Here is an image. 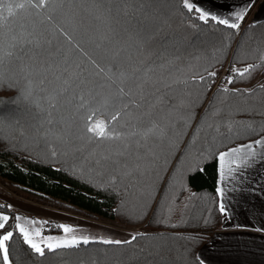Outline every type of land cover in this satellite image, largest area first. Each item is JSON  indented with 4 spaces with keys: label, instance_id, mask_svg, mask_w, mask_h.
<instances>
[{
    "label": "trees",
    "instance_id": "1",
    "mask_svg": "<svg viewBox=\"0 0 264 264\" xmlns=\"http://www.w3.org/2000/svg\"><path fill=\"white\" fill-rule=\"evenodd\" d=\"M37 2L0 0V182L33 202L140 227L136 233L147 235L123 246L89 240L46 249L41 257L10 220L13 227L0 235L14 231L6 242L11 264H195L192 253L198 255L224 219L218 153L264 135V20L239 30L204 24L181 0H47L39 9L32 6ZM20 3L24 8L15 7ZM144 26L169 37L156 59L164 66L152 77L162 100L160 130L139 144L89 141L84 128L66 139L65 119L84 116L89 106L109 122L114 109L103 105L107 87L115 86L109 78L127 68L129 54L136 60V33ZM258 63L243 77L233 71ZM211 71L217 75L207 77ZM28 86L36 104L23 96ZM224 87L249 92L233 95ZM81 97L89 102L84 108ZM53 134L60 142L50 141ZM7 205L0 201V212L18 214Z\"/></svg>",
    "mask_w": 264,
    "mask_h": 264
},
{
    "label": "snow or ice",
    "instance_id": "2",
    "mask_svg": "<svg viewBox=\"0 0 264 264\" xmlns=\"http://www.w3.org/2000/svg\"><path fill=\"white\" fill-rule=\"evenodd\" d=\"M32 0H29L31 3ZM141 3H150V0H141ZM182 7L187 10L189 14L195 13L196 19L204 24L209 22H214L218 25L226 26L232 30H239L241 23L244 22L248 12L255 5V0H241L240 3H233L226 6L228 10V16L223 17L222 13L212 12L211 10L204 9L202 5L197 2H190V0H181ZM24 4H17L15 7L18 9L24 8ZM35 8H44L47 6V0H38L37 3L32 4ZM224 7V6H222ZM9 16L12 15V6H8ZM234 18V21H233ZM50 19V18H49ZM0 23H2V18H0ZM255 21L253 22V26ZM16 40V37L12 38ZM70 39V38H69ZM169 37L164 35H158L157 30H149L147 26L137 30L136 40H137V58L132 60L129 54L128 66L123 71L118 74L114 73L110 77L111 84L115 85V90L111 92L110 96L104 98L103 105H108L111 102V106L114 109V114L110 115L109 122H105L102 119H98L97 116L100 114V109L97 107L89 106L87 112L83 116L84 132L88 135L89 141L96 140L97 142H103L108 140H130L135 144H139L141 141H146L149 137L153 136L157 131L160 130V120L162 117L158 112L159 105L162 104V100L159 99V89L155 87L152 82V77L155 74L156 67H163V64H156V59H159L163 55L165 50L164 46L168 41ZM123 49H119L114 53L115 57H119ZM11 55V53H9ZM261 61H264V54L260 57ZM95 63V61H93ZM259 63L256 65L249 64L242 71L233 68L236 75L241 77L250 73L254 68L259 67ZM103 71V69H101ZM217 73L211 71L207 73V77H215ZM206 76L201 75L199 80L201 82L207 79ZM234 82V76L229 75L227 77V83L232 84ZM159 83V81H157ZM167 88H171V84L164 85ZM101 87H104L102 85ZM208 87H211L209 84ZM261 90H264V84L259 85ZM223 93H231L233 95L240 93H248L249 90H241L238 88L229 89L224 87L221 89ZM99 95V93H97ZM82 103L81 108L88 105V101H85L83 97L80 98ZM95 99V98H94ZM120 120H125V124L122 126L124 130H120L117 127V122ZM131 144H126L125 147H131ZM254 146H264V136L260 139L250 141L247 144H242L239 147L229 148L227 151H221L218 153L216 160L219 162V177L221 181L225 179L224 164L225 158L231 157L235 153H239L244 149L249 150L250 157L254 158L256 156ZM55 155V152L52 153ZM122 155V154H121ZM260 163H264V153H261ZM236 164L233 160L230 162L228 168L229 173H237L242 165H249V159H245L241 164H236L233 168L231 165ZM138 167V166H137ZM127 165H125V169ZM196 171H204V169L196 167ZM124 175H132L131 172L125 171ZM242 179V177H241ZM112 183L117 181V176H112ZM216 192L219 197L218 209L222 214L227 213V208L224 202V189L218 187ZM123 203V201H122ZM7 208H11V205H7ZM10 220H15L17 223L14 224V229L18 232L23 239V242L29 247L30 251L40 255L45 256V250L48 252H55L59 248L75 247L79 243L88 244L90 241L87 237H82L77 239L76 236H72L70 240L66 239L59 242L53 241V237H42L41 232L37 228H33L32 233L29 232L19 221L21 217L19 215H13L10 217L3 212H0V230H5L6 226L12 228L13 226L9 224ZM25 223L31 224L33 226L37 224H46V221L30 220L25 218ZM57 227L61 228L65 234L72 233L75 229L70 225L60 224ZM257 231H264V229H257ZM146 233H135L131 234L126 240H112L105 239L102 240L104 244H111L117 246L131 245L138 238L146 237ZM14 236L13 230H6L4 234L0 235V264H11L9 256V245L6 243L10 241ZM39 237L40 242H36L33 238ZM143 249H131L130 252H140L143 254ZM193 260L195 264H205L203 257L198 256L196 253H192ZM131 264H137L136 261H132Z\"/></svg>",
    "mask_w": 264,
    "mask_h": 264
},
{
    "label": "crops",
    "instance_id": "3",
    "mask_svg": "<svg viewBox=\"0 0 264 264\" xmlns=\"http://www.w3.org/2000/svg\"><path fill=\"white\" fill-rule=\"evenodd\" d=\"M191 1L199 4L205 0ZM258 7L254 12L255 21L264 20V0L260 1ZM248 22L246 17L241 25ZM261 80L264 81V77ZM254 147V158H249L247 149L225 158V179L221 181L218 178V187L224 189V202L228 211L209 243L202 245L198 251L205 264H264V231H257L264 229V163H260L264 146ZM245 159H249L251 166L242 165L238 174L228 172L231 161L241 164ZM236 164L231 166L235 168ZM0 196L6 198L3 193Z\"/></svg>",
    "mask_w": 264,
    "mask_h": 264
},
{
    "label": "rangeland",
    "instance_id": "4",
    "mask_svg": "<svg viewBox=\"0 0 264 264\" xmlns=\"http://www.w3.org/2000/svg\"><path fill=\"white\" fill-rule=\"evenodd\" d=\"M261 0H255V8H252L250 12L247 14V19L249 21L256 20L255 9L259 6ZM190 2H192L190 0ZM241 0H205L203 2H199L200 5L204 9L211 10L212 12L222 13L223 17L228 16V10L226 8L227 5L233 3H240ZM224 6V7H222ZM259 8V7H258ZM234 20V18H233ZM112 87V86H111ZM110 86L107 87V93H110ZM115 90V86L112 87V91ZM23 96L32 101L33 103L38 102V95L34 93V90L31 86H28L24 92ZM83 116L79 115L78 119L67 118L66 130L64 131L66 139H71L72 135L77 136L79 130L84 128L83 124ZM98 119L100 117H97ZM73 133V134H72ZM59 137L57 135H52L50 141H59ZM60 142V141H59ZM54 144V143H52ZM0 193H3V196L6 198H2L0 196L1 202H7L11 205L12 209H14L21 217L19 223H21L26 229L32 233L33 228H37L41 232L42 237H53V241L51 242H59L64 241L66 239L70 240L72 236H76L79 240L82 237H87L89 240L94 239H112V240H126L130 237L131 234H135L139 231L140 227H125L122 226L119 222L115 220H101L90 218L81 214H77L67 210H61L59 208L48 207L31 200H28L11 189L7 188L4 184L0 182ZM25 218L30 220L37 221H46V224H37L35 226L31 224L25 223ZM64 224L72 226L75 231L72 233L65 234L63 230L61 231H50L46 232V228L57 227V225ZM36 242H40L39 237L33 236Z\"/></svg>",
    "mask_w": 264,
    "mask_h": 264
},
{
    "label": "built area",
    "instance_id": "5",
    "mask_svg": "<svg viewBox=\"0 0 264 264\" xmlns=\"http://www.w3.org/2000/svg\"><path fill=\"white\" fill-rule=\"evenodd\" d=\"M227 70L224 71V73L226 72Z\"/></svg>",
    "mask_w": 264,
    "mask_h": 264
}]
</instances>
